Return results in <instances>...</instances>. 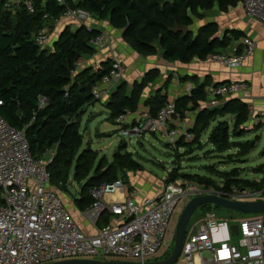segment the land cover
I'll use <instances>...</instances> for the list:
<instances>
[{
	"label": "trees",
	"instance_id": "16d2710c",
	"mask_svg": "<svg viewBox=\"0 0 264 264\" xmlns=\"http://www.w3.org/2000/svg\"><path fill=\"white\" fill-rule=\"evenodd\" d=\"M31 1L34 13L28 11L24 2L12 6L10 10L6 7L8 0H0V117L12 127L25 131L34 158H41L48 150L56 149V156L48 167L53 187L69 188L70 177L76 182L87 180L79 191V197H75L80 211H84L95 201L91 195L92 190L120 179L124 181L127 173L141 172L144 167L131 153L122 152L127 146L125 140L121 141L123 146L120 151L114 154L109 170L103 173L96 172L90 176L89 152L79 154L76 159L83 145L80 120L87 109L97 102L93 88L109 74L113 62H102L98 70L77 69L81 58L94 54L91 40L101 34L99 30L88 29L86 26H79L75 31L67 27L60 33L52 49L40 47L35 38L44 29L46 16L49 20H54L63 15L66 7L84 9L99 20H108L113 29L123 31L124 38L138 52L153 55L159 48L168 62L187 63L196 56L205 60L211 54L221 53L219 50L228 46L230 36L235 40L245 36L242 32L230 30L220 39L215 36L218 31L216 23L201 27L196 36L189 32L182 34L173 31L168 24L178 20L185 26L193 25L192 18L183 14V11L192 9L196 3L205 10L217 2L225 10L240 0H79L77 4L69 1L67 6L60 5L57 0ZM149 34L158 38V46L149 41ZM241 52L240 45L236 53ZM150 72L151 75H147L144 82L135 83L131 95L126 92L125 84H121L111 94L107 102L111 122L127 111L138 109L144 88L158 76L157 72ZM193 83L195 86L191 94L178 98L175 103L182 118L187 111H198L191 129L193 138L199 139L200 134L207 131L215 120L234 116L233 129L229 122L219 120L210 132L208 143L214 147L211 151L224 155L234 148H240L238 154L249 153L250 144L238 142V139L244 137V132L255 130L246 129L249 121L248 104L236 98L220 108H200V101L206 100L208 86L207 83ZM162 93V90H158L147 101L146 106L150 108L152 115H156L167 102V96ZM182 148L185 149L184 142L179 140L175 149L178 151ZM177 154L180 155L179 152ZM229 158L232 159V156ZM74 164L75 172L70 176L69 171ZM206 168L212 174L216 173L213 167ZM217 173L223 179L222 184H215L212 176L195 180L207 188L227 193L233 187L238 188L248 183L240 177L238 167L232 168L230 172ZM178 178L179 170L174 167L167 182H174ZM252 186L264 188V183L250 184L249 187ZM108 222L109 216H105L99 221L98 227H103Z\"/></svg>",
	"mask_w": 264,
	"mask_h": 264
},
{
	"label": "built area",
	"instance_id": "2783aa9c",
	"mask_svg": "<svg viewBox=\"0 0 264 264\" xmlns=\"http://www.w3.org/2000/svg\"><path fill=\"white\" fill-rule=\"evenodd\" d=\"M79 0H57L60 5ZM24 2L30 13H34L31 0H8L6 7ZM245 15L264 25V0H240ZM90 16L81 8L66 7L63 15L49 20L46 16L44 29L36 36V43L46 48L51 42L45 28L48 23L70 21L74 18L88 29ZM69 23V22H67ZM66 23V24H67ZM98 35L91 40L97 46L102 40ZM54 42V41H53ZM53 44V43H52ZM244 46L241 54L215 53L207 57L209 62L227 67L239 68L247 57L254 54L256 42L251 37L240 40ZM81 63H78L80 66ZM124 69L115 65L109 74L93 88L95 99L112 94L121 84ZM103 86V87H102ZM194 86L187 88L190 95ZM246 82H233L211 86L207 91L208 109L220 108L231 99L250 95ZM243 98V99H242ZM122 115L116 119L123 140H139L157 133L167 144L181 139L180 128L171 125L180 121L176 104L167 103L155 116L142 115L136 121ZM186 122V121H184ZM185 127V126H184ZM186 128V127H185ZM189 138L192 137L190 133ZM172 145L175 148L176 145ZM56 156V149L48 150L41 158H34L24 130L12 127L0 117V264H53L61 261L81 260L79 257H93V260L108 262L120 257L137 264L159 260V251L169 230L171 219L178 208L183 210L190 201L199 196L216 195L234 201H264V190H237L233 187L227 194L207 188L196 182L176 180L167 182L155 196L136 199L120 179L104 184L91 191L94 202L82 211V217L96 230L93 236L86 235L67 209L58 189L51 185L48 167ZM119 194L121 199L104 201L105 196ZM109 216V222L98 227L99 221ZM218 216L209 214L201 226L186 235L181 256L175 264H264V217L241 220L238 235L227 224H220ZM236 237L237 242L233 241Z\"/></svg>",
	"mask_w": 264,
	"mask_h": 264
},
{
	"label": "rangeland",
	"instance_id": "374dc122",
	"mask_svg": "<svg viewBox=\"0 0 264 264\" xmlns=\"http://www.w3.org/2000/svg\"><path fill=\"white\" fill-rule=\"evenodd\" d=\"M12 1L15 3V0ZM231 6L236 7L237 5L235 3L234 5ZM211 8H212V4H211ZM200 10L203 9H201V7H199L198 4L196 3L192 7V9H189L186 12L183 11V14L185 13L187 16L191 17L193 22L198 24L200 21L199 19H202ZM221 10L228 13V9L225 10L221 9ZM89 21H90L89 24L92 25L91 28L95 26L94 24L100 23V24H105L108 30H106L105 28H103L104 30L93 28L101 32V35L103 36L102 40L98 42L96 47L93 46L95 49L94 54L87 55L84 58L80 59L81 65L78 66L79 68L78 70L81 71V69L83 68H92L93 70H98L102 62L107 60H112V62H114L115 65L121 66L124 69V71H126V73L123 74V77L120 82L122 85L124 84L126 85V92L131 95L135 86L132 85L131 90L127 89L128 87L127 82H128V76L130 74V69L128 66L124 64L121 58L116 55L117 51L115 50V47H120L122 49H130L134 52H138V51L135 50V47L130 41L124 38L123 31H121L122 34L118 35L117 39L115 38V36L113 35L114 33H112L111 29H109L110 23L108 22V20H99L97 17L92 15L90 16ZM168 24L171 30L178 31L182 34L189 32L192 34V36H196L197 34H199V31L201 30V26L198 25L195 27L194 25L185 26L181 24L178 20H174ZM80 25L81 24L75 18L70 21L61 20L59 23H53L51 21L50 23H48V27L45 28L46 29L45 31L48 32V34H50L51 42L54 44V42L58 39L60 33L64 29L70 27V30L75 31ZM220 28L221 27H219L218 25V31L216 35L218 34L220 36L222 35V33H220ZM148 39L149 41H151V43L154 46H158V38L155 37L153 34L152 35L149 34ZM52 43H49L46 48L52 49L53 47ZM239 47L240 45L237 46L236 50ZM241 47L243 50L244 46ZM236 50L234 53L231 54L224 52L221 53L227 55H233V54H237ZM160 51L161 50L159 48L156 49L153 55H158ZM221 67L227 68L224 66ZM227 69L236 70L238 68H227ZM151 73L152 72L145 73L141 77V80L136 83L144 82L147 75L149 74L151 75ZM233 82H245V81H233ZM189 85L185 87L186 95H189L187 91ZM249 96L250 95L246 96L245 99L248 100ZM110 98H111L110 94H108V96L103 95L97 98L96 99L97 102L87 109L86 113L80 120V132L83 135V145L80 148L76 156V159L79 157V154L83 155L85 152L86 153L89 152L88 153L90 155L89 163L91 166L90 176L94 175L96 172L103 173L109 170V167L114 160V154L120 151V149L123 146L122 145L123 142H121L123 139L120 136L119 133L120 127L117 124V121L111 122L109 119L110 112L107 108V102L109 101ZM170 102L176 103V101L174 102L168 100V96H167L166 104ZM206 102H207V92H206V100L204 101V103L206 104ZM248 106H249V121L246 129L251 130L254 128L255 130L254 132L253 131L244 132V137L238 139V142H242L243 144L249 143L251 148V151L249 153L244 155L238 154L240 148L238 149L234 148L224 153V155H219L211 151L214 149V147L213 145L208 143L210 132L216 126L219 120H225L229 122L230 127L233 129L235 122L234 116H225L222 119L215 120L214 122L211 123L207 131H204L203 133L200 134L199 139H195L191 134V129L193 128L195 122L192 119H191L192 121L188 122L185 120V118H182V116L180 115L179 118L180 121L178 123L172 124L171 129H176V128L181 129L182 133L180 134L182 137L180 140L184 142L185 149L182 148L177 151V149L171 147L175 143L167 144L165 141L161 140L157 135H155L157 133H150L151 135L144 136V138L139 140V143L137 140L134 139L131 140L125 139L127 146H125L122 149L123 150L122 152L131 153L133 158H135L144 167L143 171L136 173L135 179L133 181L143 183L146 192L158 191L159 193V191L162 190L166 185L168 181V176L170 172L174 169V167H176L179 170V178L177 180L180 179L183 182L191 181L198 183L195 179L199 180L204 176H212L211 177L212 181H214L215 184H222L223 182L222 181L223 179L221 178L220 175H218L217 172H223V173L230 172L232 168L238 167L240 168V173H241L240 177L246 179L248 183L245 184V186L238 187L237 190L239 191L244 189H248L252 191L264 190V188L258 189L254 186L249 187L250 184L264 183V112H260L257 115H255L251 110V106L250 105ZM141 107L142 105L139 104L138 109L136 111H127L125 115L131 113L129 119L132 122L136 121L137 119H139L140 116L145 114H148L149 116L152 117L155 116L151 114L150 108L149 111L145 112L140 110ZM186 133H190L192 137L189 138V135ZM232 141H235V139H232ZM177 152H179L180 155L178 154L176 155ZM230 156H232V159L229 158ZM74 163L76 164V162ZM75 164L69 171L70 176L74 175ZM208 166L213 167V169L216 170V173L212 174V172H210V170L206 168ZM118 175L120 174L118 173ZM182 175L185 177H183ZM86 182L87 180H84L82 182H76L75 179L70 177V180L68 182L69 188L68 187H63L62 189L57 188L60 195L62 196V199L66 207L68 206L73 208L72 211L74 215L78 214L80 212V209L75 199L72 198L70 195H68L67 190L70 191L71 194H76L77 196V194H79V191L83 189L82 188L83 184H85ZM217 191L221 194L227 193L222 190L220 191L217 190ZM223 198L227 199L226 197ZM189 202H190L189 198H186L184 200V203L186 204ZM183 210H179L177 208L171 219L167 236L158 254L159 259L168 258L173 251V247L175 243L176 227ZM209 214H215L216 216H218L217 218L218 222L220 224H227L228 227L237 225L243 219L259 218L262 216L264 217V215L262 214L244 215L223 208H216V206H212V205H208L205 207L203 206L193 215V218L191 219V222L187 230L188 234L193 231H196ZM81 215H82V211H81ZM232 240L237 242L236 237ZM77 259L93 260L94 258L79 257ZM110 260L121 261L125 259L120 257H112V259Z\"/></svg>",
	"mask_w": 264,
	"mask_h": 264
},
{
	"label": "crops",
	"instance_id": "0c3cea01",
	"mask_svg": "<svg viewBox=\"0 0 264 264\" xmlns=\"http://www.w3.org/2000/svg\"><path fill=\"white\" fill-rule=\"evenodd\" d=\"M236 7L229 6L228 13L221 10L219 4L214 2L212 8L200 10L201 18L199 23H193L195 26H205L211 23H217L222 35L217 36L222 39L225 32L230 30H236L245 34L242 38L251 37L256 42V50L254 54L245 60L244 65L236 70H229L223 68L218 64L209 62L207 59L202 60L198 56L194 57L191 62H168L164 59L163 53L160 51L158 55H144L138 52H134L130 49H122L115 47L117 51L116 55L121 58L126 66L130 69L128 76V90H131L132 85L141 80V77L150 71L158 73L157 78L150 84H148L140 97L139 104L142 105L140 110L149 111V107L146 106L147 101L158 91L162 90L163 95L168 96V100L176 101L178 98L186 95L185 87L189 84L193 86L194 82L198 84L207 83L206 92L209 87L216 84H223L229 81H245L250 89V96L245 102L251 106L252 112L257 115L260 112H264V25L256 20L249 19L244 12L243 6L240 1L236 2ZM109 22V21H108ZM93 28L108 30L105 24H94ZM115 38L121 35L119 30L109 27ZM241 38V39H242ZM240 39V40H241ZM228 46L225 49L219 50L224 53H234L237 46L240 45V40H235L232 36L228 39ZM114 48V47H113ZM194 78V79H193ZM200 108L205 107L204 101H200ZM198 111H187L185 120L196 121ZM192 119V120H191ZM193 122V123H194ZM136 173H127L124 178L126 186L131 191L136 192V199H140L144 196H155L157 192H146L144 184L141 182H134ZM131 188V189H130ZM161 191V190H160ZM159 191V192H160ZM72 198L75 199L76 194L67 192ZM79 197V196H78ZM77 197V198H78ZM116 199H121L119 194L105 196L104 201L111 202ZM74 219L76 220L80 229L89 236L96 234V230L90 225V223L84 219L81 215V211L78 214L73 213V208L68 207ZM76 209V208H75ZM80 214V215H79Z\"/></svg>",
	"mask_w": 264,
	"mask_h": 264
},
{
	"label": "water",
	"instance_id": "95a60500",
	"mask_svg": "<svg viewBox=\"0 0 264 264\" xmlns=\"http://www.w3.org/2000/svg\"><path fill=\"white\" fill-rule=\"evenodd\" d=\"M98 191V190H95ZM212 205L226 210L233 211L238 214L244 215H261L264 214V201L258 202H242L225 199L223 197H218L215 195L209 196H199L192 199L187 206L184 208L180 219L177 223L175 243L171 255L164 259L156 262L146 263V264H175L179 257L181 256L185 238L187 235V230L193 215L203 206ZM232 230L235 235H238V226H232ZM53 264H137L127 261H108L101 262L97 260H70L61 261Z\"/></svg>",
	"mask_w": 264,
	"mask_h": 264
},
{
	"label": "bare ground",
	"instance_id": "6f19581e",
	"mask_svg": "<svg viewBox=\"0 0 264 264\" xmlns=\"http://www.w3.org/2000/svg\"><path fill=\"white\" fill-rule=\"evenodd\" d=\"M116 90H117V89H116ZM116 90H115V91H116ZM242 202H248V201H242Z\"/></svg>",
	"mask_w": 264,
	"mask_h": 264
}]
</instances>
